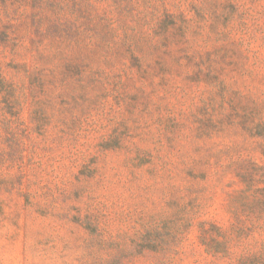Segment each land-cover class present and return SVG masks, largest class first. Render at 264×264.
<instances>
[{
  "label": "rangeland",
  "instance_id": "rangeland-1",
  "mask_svg": "<svg viewBox=\"0 0 264 264\" xmlns=\"http://www.w3.org/2000/svg\"><path fill=\"white\" fill-rule=\"evenodd\" d=\"M0 264H264V0H0Z\"/></svg>",
  "mask_w": 264,
  "mask_h": 264
}]
</instances>
